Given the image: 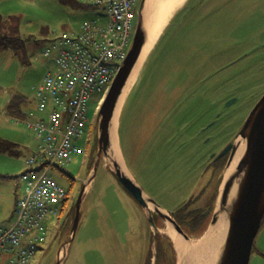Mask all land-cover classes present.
<instances>
[{"label":"rangeland","instance_id":"obj_1","mask_svg":"<svg viewBox=\"0 0 264 264\" xmlns=\"http://www.w3.org/2000/svg\"><path fill=\"white\" fill-rule=\"evenodd\" d=\"M76 1L81 7L58 0H0V20L18 18L17 32L24 48L20 52L24 61L10 49L0 50V139L12 143L11 153L0 151V225L12 220L15 201L22 194L19 177L29 170L26 160L36 151L33 133L6 113V105L19 96L25 100L23 113H33L29 120L46 117L49 106L46 103L37 112L35 98L50 67L42 51L55 37L78 30L94 17L87 4ZM137 1L132 29L138 22L141 0ZM187 2L132 87L143 78L141 88L128 99L127 107L135 111L127 116L132 121L119 128L118 148L142 192L166 211L186 205L196 190L194 184L201 183L202 192L183 211L202 215L194 231L199 234L210 217L208 212L202 220L217 174L223 172L227 160L221 158L215 167L212 155L240 141L235 139L237 133L264 95V0ZM4 32L0 29V34ZM94 100L91 96L87 103V123L74 142L76 151L70 162L51 166L47 172L67 200L62 212L46 218L44 240L29 264H55L57 251L65 243L60 264H173L168 240L161 235L169 223L155 213L148 215L126 193L105 155L100 156L89 189L82 194L70 240L77 196L94 170L98 150ZM150 217L154 228L162 226L160 234L153 233ZM180 228L188 236L184 221ZM4 260L5 256L0 257V264ZM174 262L178 263L177 255ZM248 264H264V216Z\"/></svg>","mask_w":264,"mask_h":264},{"label":"built area","instance_id":"obj_2","mask_svg":"<svg viewBox=\"0 0 264 264\" xmlns=\"http://www.w3.org/2000/svg\"><path fill=\"white\" fill-rule=\"evenodd\" d=\"M94 17L78 30L63 32L42 51L49 59L43 82L36 92V111L49 106L46 117L18 121L33 133L36 151L27 160L29 170L19 177L22 194L16 199L12 220L0 225L2 264H29L44 240V223L59 211L64 191L47 175L51 166L67 165L76 151L74 142L86 125L91 96L107 91L128 52L137 0H80ZM98 107V106H97ZM34 166V167H33Z\"/></svg>","mask_w":264,"mask_h":264},{"label":"water","instance_id":"obj_3","mask_svg":"<svg viewBox=\"0 0 264 264\" xmlns=\"http://www.w3.org/2000/svg\"><path fill=\"white\" fill-rule=\"evenodd\" d=\"M144 1L145 0H141L140 3L138 22L134 30L131 46L107 91L103 95L97 109L96 122L98 150L95 159V166L94 170H91L90 172V177L84 182L78 193L73 222L69 233L70 240L74 236L77 227L79 205L82 194L89 189V184L93 179L100 156H108L109 127L119 97L122 94L123 88L126 85L145 43L146 32L143 29L141 15ZM238 138H240V141H234L225 146L217 155H212L213 162H215L221 159L229 151L222 172V177L218 184L216 205L210 213V219L206 227L207 230L210 226L215 225L218 215L222 212L226 213L227 230L213 264H248L254 238L264 216V95L258 100L247 115L235 139ZM242 143L244 149L235 165V169L229 177L224 180V171L230 166L239 145ZM109 161L113 166V169L111 170L116 175L119 185H121L126 193L129 194L139 206L146 209L148 215H151V212L155 213L160 220L168 222L176 233H178L186 242L190 243L189 236L183 233L180 225L172 218V213L169 214L162 212L159 206L155 205L149 197H146L143 194L139 186L120 168L117 162L110 160V158ZM234 182H236L235 193L229 204L226 205L227 196ZM150 208H152V210ZM149 222L153 233L160 234L159 227L158 229L153 227L151 217L149 218ZM206 230L202 232V235ZM162 237L168 239L170 242V239L166 234H162ZM65 245L66 243L57 251L55 264H60L64 258Z\"/></svg>","mask_w":264,"mask_h":264},{"label":"bare ground","instance_id":"obj_4","mask_svg":"<svg viewBox=\"0 0 264 264\" xmlns=\"http://www.w3.org/2000/svg\"><path fill=\"white\" fill-rule=\"evenodd\" d=\"M185 0H145L142 8V22L143 29L146 32L145 43L142 47L140 56L123 88L122 94L119 97L113 119L109 127V149L108 160L115 161L120 168L127 174L120 156L117 140H116V126L118 116L128 100L133 85L137 82L139 71L142 64L151 51L155 41L160 36L162 30L168 24L173 14L183 5ZM129 91V92H128ZM128 93V94H127ZM243 143L239 145L233 161L230 166L224 171V180L235 169V165L243 152ZM236 190V182L233 183L231 190L227 196L226 205L229 204L233 194ZM227 230V216L225 212L218 215L215 225L210 226L202 236L191 238L190 243L186 242L178 233H176L170 225L164 229V233L172 242L173 248L176 252L177 264H213L219 248L224 240Z\"/></svg>","mask_w":264,"mask_h":264},{"label":"trees","instance_id":"obj_5","mask_svg":"<svg viewBox=\"0 0 264 264\" xmlns=\"http://www.w3.org/2000/svg\"><path fill=\"white\" fill-rule=\"evenodd\" d=\"M62 3H66L69 4L73 7H81V4H79L76 0H58ZM188 2H186L187 5ZM87 8L89 9H93L91 6H89V4L86 5ZM186 6L184 5L181 10L183 8H185ZM174 17V16H173ZM18 18L14 17V16H10L4 20H0V29L4 30L5 32L3 34H0V50H6V49H10L11 51H13V54L16 56H20L21 58H19L21 61H24V59L22 58L20 52L24 51L23 48V42L22 40L19 38L18 36ZM150 56V55H149ZM149 56H148V60H149ZM148 66V61L145 65V69ZM143 78L140 80L138 86H136L135 88H133V90L131 91V95L129 97L133 98L134 97V93L137 92V90L139 88H141V83H142ZM129 99V98H128ZM25 103L24 98L19 97V96H13L7 103L6 105V113L11 115V116H15V117H20L23 115V111L21 110V106L22 104ZM128 103V100H127ZM126 105L124 106H127ZM12 143L7 142V141H3L0 139V151H8V152H12L11 151V145ZM67 200V194L64 192V196L61 200V204L59 207V211L62 212L63 207L66 203ZM191 202H186L184 204V206H181L178 210H176L175 212L172 213V218L179 224L181 225V223H186V225L189 227L190 229H195L197 224H198V219L200 220L201 216L200 215H194L196 214V212H189V213H183L184 209L190 204ZM189 219V221H187ZM166 239V238H165ZM168 240V239H167ZM169 242V241H168ZM167 242V251L170 254V257L174 258L173 260L175 261V252L173 250V247L171 246L170 248V242L168 244ZM172 245V244H171ZM173 261V264H175V262Z\"/></svg>","mask_w":264,"mask_h":264},{"label":"crops","instance_id":"obj_6","mask_svg":"<svg viewBox=\"0 0 264 264\" xmlns=\"http://www.w3.org/2000/svg\"><path fill=\"white\" fill-rule=\"evenodd\" d=\"M187 1H189V0H185V3L181 6V8L185 5L186 6V2ZM181 8L178 10V11H176L174 14H173V19L171 20L170 19V21L168 22V24H167V26L165 27V29H163L162 30V32H161V35L157 38V41H155V44L153 45V47H152V49H151V51L149 52V54H148V56H149V59H150V57H152V54H153V52L155 51V49L157 48V46H158V44H159V42H160V40H161V38L163 37V35H164V32H165V30L168 28V26H170L171 25V23L173 22V20L176 18V16H177V14L181 11ZM171 17V18H172ZM148 56H147V58L145 59V63H143L144 65H146V63H147V61L149 62V60H148ZM143 65V66H144ZM141 69H143V71L145 70V66L144 67H142ZM141 72V70L139 71V73ZM140 75V74H139ZM139 77V76H138ZM131 95V94H130ZM102 96L100 95V94H97L95 97H94V101L96 102V100L97 99H99V100H97V102L95 103L94 102V106L92 107V115H93V118H95V121H96V117H97V106H99V104H100V102H101V100H100V98H101ZM126 103H127V101H126ZM126 103H125V105H126ZM134 109H131V108H129V107H127V106H123V108H122V110H121V112H120V114H119V116H118V119H117V126H116V140H117V142H118V133H119V128L126 122V123H130L131 121H132V118L131 117H127V116H129V115H133V113H134ZM132 112V113H131ZM127 117V118H126ZM87 120V119H86ZM87 123V122H86ZM86 126V125H85ZM84 133V132H83ZM83 135V134H82ZM81 135V136H82ZM117 144H119V142L117 143ZM121 156V155H120ZM121 159H122V157H121ZM122 162H123V166H124V168H125V170H126V172H127V174L129 175V177H131L132 179H133V181L136 183V181H135V175H133V173H130L129 172V170L126 168V166H125V164H124V161H123V159H122ZM215 167H216V165H214ZM106 167V166H105ZM90 172L91 171H89V173H88V175H90ZM221 177H222V173L221 172H218V174H217V177H216V184H215V186H214V189H213V191L210 193V196H209V201H208V205H207V208H206V211L204 212V214H203V218H202V220H204L205 218H206V214L208 213V212H212V210L214 209V207H215V205H216V201H217V194H218V184H219V182H220V179H221ZM137 184V183H136ZM194 186L196 187V190L188 197V199H187V202H191L192 200H194V196H197L196 194L199 192H202V189L203 188H200V186H201V183L200 182H196L195 184H194ZM143 194L146 196V197H148L147 196V194L145 193V192H143ZM160 210L162 211V212H164V213H173V212H175L174 210H171L172 212H170V211H166V210H164V209H162L161 207H160ZM203 209H198V212H200V211H202ZM209 219H210V217H209ZM209 219H207V221H206V223H205V225H204V228H203V230H202V232L204 231V230H206V227H207V225H208V220ZM159 228L160 229H162V226H159ZM194 231H195V229H190V232L188 233V236H189V238L191 239V238H196V237H198L199 235H201L202 234V232L201 233H199V234H196V233H194ZM162 235V234H161ZM3 263V262H2ZM1 263V264H2Z\"/></svg>","mask_w":264,"mask_h":264},{"label":"flooded vegetation","instance_id":"obj_7","mask_svg":"<svg viewBox=\"0 0 264 264\" xmlns=\"http://www.w3.org/2000/svg\"><path fill=\"white\" fill-rule=\"evenodd\" d=\"M228 154H229V151L222 157V158H227L228 157ZM215 156V155H214ZM213 158V157H212ZM211 158V159H212ZM219 161H222V159H219V160H217V161H215V162H213L212 160H211V165L213 164V165H218L220 162Z\"/></svg>","mask_w":264,"mask_h":264}]
</instances>
